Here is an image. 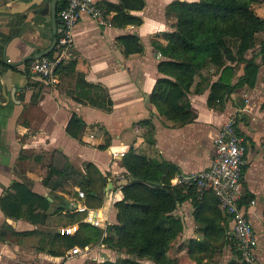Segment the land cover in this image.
I'll return each mask as SVG.
<instances>
[{
  "label": "crops",
  "instance_id": "crops-1",
  "mask_svg": "<svg viewBox=\"0 0 264 264\" xmlns=\"http://www.w3.org/2000/svg\"><path fill=\"white\" fill-rule=\"evenodd\" d=\"M29 1L0 0V199L14 193L11 189L14 183L25 182L39 196L52 201L53 194L71 204L70 212L57 213L56 201L45 213L41 209L28 213L26 206L21 205L16 218H7L0 209V264H83L84 257L90 255L96 260L98 251L102 254L108 251L92 245L78 255L63 252L56 237L62 236L58 229L65 227L66 215L75 213L74 203L85 204V200L75 196L80 189L72 187L70 181L56 190L44 184L52 166L60 167L67 162L82 173L86 164H92L106 177V187L100 194L101 206L89 209L97 212L102 226H108L116 223L113 205L123 199L121 187L128 182L122 158L130 149L155 163L175 165L176 175L198 173L209 166L213 140L230 121L246 148L242 193L254 203L251 205L249 201L243 207L257 237L256 261L264 264L263 59L260 62L256 55L246 57L253 58L259 66L255 85L234 86L232 93L213 108L207 105L209 87L219 75L214 70L204 71L206 83H202L199 75L195 76L187 94L195 119L174 126L159 115L149 98L157 80L166 77L157 69L166 60L158 47L167 45V34L174 31L176 21L173 14H166L167 6L174 1L195 0H142L141 10L126 11L141 20L139 25H112V11L105 14L110 23L107 26L83 15L73 30L74 57L64 64L72 61L73 72L66 69L57 72L55 84L30 75L27 67L35 59L55 55L56 44L47 54L37 57L51 47L59 32L57 12L64 0H43L22 13L4 12L13 3ZM93 1L100 9L120 4L119 0ZM53 3L55 31L50 14ZM127 35L138 38L141 52L125 53L119 39ZM233 66L235 85L243 75L245 61ZM199 83L202 87L196 92ZM73 115L82 121L75 138L66 133ZM146 121L148 125L144 124ZM150 128L151 144L146 139ZM119 153L123 157L113 156ZM193 211L189 198L174 211L183 227L180 233L183 240L179 243L183 242V252L191 264L194 262L188 258L186 243L202 238L198 232L202 226L194 221Z\"/></svg>",
  "mask_w": 264,
  "mask_h": 264
},
{
  "label": "trees",
  "instance_id": "trees-1",
  "mask_svg": "<svg viewBox=\"0 0 264 264\" xmlns=\"http://www.w3.org/2000/svg\"><path fill=\"white\" fill-rule=\"evenodd\" d=\"M257 1H174L167 6L166 14H173L176 21L174 31L167 34V45L158 47L166 60L160 62L157 69L166 77L157 80L149 98L159 115L174 126L191 123L195 119V113L187 94L195 76L199 75L202 83L207 82L208 78L202 74L204 71L214 70V73L219 75L218 80L209 87L207 105L210 108L232 93L234 86L255 85L259 66L254 63L253 58H246V54L256 45L259 37L256 34L264 32V18L258 17L251 7ZM119 2V5L108 4L101 7L105 14H109V11L114 13L112 25H139L141 20L126 11L141 10L144 2ZM119 41L126 54L142 51L138 38L133 35L121 37ZM262 53L264 62L263 46ZM241 61H245L243 75L234 85L233 64ZM73 68L71 61L68 65H60L57 72L62 69L73 72ZM202 83L196 85V92L201 90ZM144 124L149 123L146 121ZM81 125L82 121L73 115L66 126V133L75 138ZM152 132L153 129L150 128L146 138L150 144L153 143ZM122 166L128 173V182L121 187L123 199L113 205L116 210V223L101 229L84 223V214L66 215L64 226L76 224L78 230L72 236H56L63 252L75 246L83 249L87 245L105 244L135 259L126 257L115 262L105 261L99 264H142L143 260L151 264H173L167 256L164 240L175 239L181 233L182 221L174 215V211L189 198L194 208L193 219L202 226L198 229L202 238L191 239L186 243L188 258L195 264H203L204 261L211 260L220 245L231 246L239 257L236 242L229 234V219L219 211L211 192L201 194L194 187L172 185L171 180L178 173L175 165L155 163L132 149L122 158ZM67 181L71 182L72 187L78 186L83 192L88 208L97 209L101 206L100 194L106 187V177L92 164H86L82 173L67 162L60 167L52 166L44 184L56 190L61 189ZM11 189L14 193L0 199V209L7 218L18 217L21 205L26 206L28 213H34L38 209L45 213L52 201L58 202L55 213L64 210L70 212L71 203L61 196L52 194L50 201L33 193L25 182L14 183ZM69 194L72 192L69 191ZM248 199V195L243 194L239 205L247 206L250 201ZM38 216L36 214V217ZM228 264L238 263L233 261Z\"/></svg>",
  "mask_w": 264,
  "mask_h": 264
},
{
  "label": "built area",
  "instance_id": "built-area-1",
  "mask_svg": "<svg viewBox=\"0 0 264 264\" xmlns=\"http://www.w3.org/2000/svg\"><path fill=\"white\" fill-rule=\"evenodd\" d=\"M88 16L100 26L109 25L105 13L96 6L93 0H64L57 12L60 29L56 36V53L52 57H42L31 61L27 67L30 75L38 77L50 84L57 83V70L60 65L69 62L74 57L73 30L79 19ZM9 62V61H7ZM244 140L232 121L224 124L213 140V154L209 166L192 174H178L172 180L174 186L194 187L199 193H212L217 201L219 211L230 222L229 234L233 236L239 251L240 261L244 264H258L255 251L257 237L252 223L243 206L239 205L242 193L243 169L245 166ZM123 153L114 157H123ZM77 198L84 200L82 191L77 190ZM254 202L251 201L252 205ZM73 212L84 214L83 222L96 228L102 226L95 210L89 209L84 203H74ZM78 230L76 224L58 229L62 236H72ZM73 247L70 255H78L90 249Z\"/></svg>",
  "mask_w": 264,
  "mask_h": 264
},
{
  "label": "rangeland",
  "instance_id": "rangeland-1",
  "mask_svg": "<svg viewBox=\"0 0 264 264\" xmlns=\"http://www.w3.org/2000/svg\"><path fill=\"white\" fill-rule=\"evenodd\" d=\"M251 7L254 13L258 17L264 18V0H258L257 2L253 3ZM256 35L259 36L257 38L258 40H256V45L253 47L252 50H250L246 54V57L256 55L258 56V59H260L261 62L263 59L262 46L264 50V32L257 33ZM260 42H262V44H260ZM261 64H263V61ZM181 240H183V235L181 234H179L175 239L165 238L164 243L167 247V256L169 257V259L173 261V264H191L189 263V260L187 259V257L183 252L184 251L183 242L179 243L181 242ZM96 246H98V248H100L101 250L107 249L108 251L104 252V254L98 251L97 253L99 254V256L96 260L91 259L90 255L84 257L85 262L83 264H99L105 261L115 262L120 258H126V257H131L135 259L133 256H127L121 252H117L116 250L112 249L111 247L105 244L104 245L97 244ZM233 261L238 264H240L241 262L238 255H236L235 252L231 249V246L224 245L223 248V246L220 245L217 251L215 252V254L212 255L211 260L204 261L203 264H228ZM141 263L151 264V262L146 260L141 261Z\"/></svg>",
  "mask_w": 264,
  "mask_h": 264
},
{
  "label": "water",
  "instance_id": "water-1",
  "mask_svg": "<svg viewBox=\"0 0 264 264\" xmlns=\"http://www.w3.org/2000/svg\"><path fill=\"white\" fill-rule=\"evenodd\" d=\"M43 0H30L29 2H16L13 3L11 5V8H9L8 10H4L5 13L7 14H15V13H22L25 12L26 10L30 9L31 7L35 6V5H39ZM55 4L53 3L51 5V9H50V14H51V21H52V27H53V31H55L56 29V18H55ZM48 8H46V11ZM56 44V38H54L51 47L46 50L45 52H41L40 54H38L37 57H42L43 55L47 54L48 51L52 48V46H54Z\"/></svg>",
  "mask_w": 264,
  "mask_h": 264
}]
</instances>
